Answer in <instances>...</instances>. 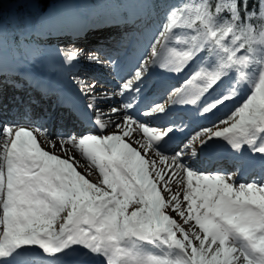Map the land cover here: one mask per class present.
Listing matches in <instances>:
<instances>
[{"label": "snow or ice", "instance_id": "obj_1", "mask_svg": "<svg viewBox=\"0 0 264 264\" xmlns=\"http://www.w3.org/2000/svg\"><path fill=\"white\" fill-rule=\"evenodd\" d=\"M158 2L147 58L114 93L121 107L104 113L98 101L113 96L93 95L98 82L76 77L88 103L64 97L44 117L71 126L56 137L61 151H78L97 182L75 157L44 150L38 135L56 146L46 126L0 118V264H264V0ZM78 54L65 52L64 62ZM18 103L26 114L32 107L31 97ZM133 129L164 168L125 142ZM221 160L232 168H216Z\"/></svg>", "mask_w": 264, "mask_h": 264}, {"label": "bare ground", "instance_id": "obj_2", "mask_svg": "<svg viewBox=\"0 0 264 264\" xmlns=\"http://www.w3.org/2000/svg\"><path fill=\"white\" fill-rule=\"evenodd\" d=\"M51 79V78H50ZM129 137L132 139V140H134L135 142H139V141H141L133 132H131V134L129 135ZM42 139H43V141L44 142H47L46 140H45V138L42 136ZM75 160L78 162V164L81 166V167H83L84 169H86L88 172H89V176L92 178V179H94L95 181H98V179H97V177L95 176V174H94V172H93V170H91L89 167H88V165L84 162V160L82 159V157L80 156V155H78V154H76L75 155ZM160 168H163L162 166H159ZM172 186H176L177 188H179L178 190H180V187L181 186H178L174 181H172L171 183H170ZM180 196H181V199L183 200V195H182V192H181V194H180Z\"/></svg>", "mask_w": 264, "mask_h": 264}, {"label": "rangeland", "instance_id": "obj_3", "mask_svg": "<svg viewBox=\"0 0 264 264\" xmlns=\"http://www.w3.org/2000/svg\"><path fill=\"white\" fill-rule=\"evenodd\" d=\"M186 2H187V0H186ZM191 2H197V0H191ZM23 5H25L26 7H28V8H32V7H34L35 6V2H34V0H15L14 2H13V7H19V6H23ZM59 6H54L53 8L54 9H57ZM44 27H50V23L49 22H46L45 23V25H44ZM73 48H76V49H81V48H79L78 46H75V47H73ZM83 48V47H82ZM88 50H90V49H88ZM171 213H172V218L173 219H175L177 222H178V220H177V218L176 217H179V215L175 212V211H172L171 210ZM180 218V217H179ZM180 219H182V218H180ZM188 227L189 226H187V227H184L185 228V230H188Z\"/></svg>", "mask_w": 264, "mask_h": 264}, {"label": "trees", "instance_id": "obj_4", "mask_svg": "<svg viewBox=\"0 0 264 264\" xmlns=\"http://www.w3.org/2000/svg\"><path fill=\"white\" fill-rule=\"evenodd\" d=\"M41 1H44V0H41ZM21 22H22V20H21Z\"/></svg>", "mask_w": 264, "mask_h": 264}]
</instances>
